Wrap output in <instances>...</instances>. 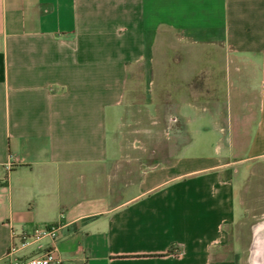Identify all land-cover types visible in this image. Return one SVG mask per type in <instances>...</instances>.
<instances>
[{"label": "crops", "instance_id": "0c3cea01", "mask_svg": "<svg viewBox=\"0 0 264 264\" xmlns=\"http://www.w3.org/2000/svg\"><path fill=\"white\" fill-rule=\"evenodd\" d=\"M154 111L182 139L222 118L223 150L182 140L142 167L127 136ZM254 171L264 0H0V264L48 224L62 264H264V214L247 224L243 205Z\"/></svg>", "mask_w": 264, "mask_h": 264}, {"label": "rangeland", "instance_id": "374dc122", "mask_svg": "<svg viewBox=\"0 0 264 264\" xmlns=\"http://www.w3.org/2000/svg\"><path fill=\"white\" fill-rule=\"evenodd\" d=\"M222 109L224 110V113H227L230 110V105L227 107L223 106ZM232 110H234V107H232ZM183 124V121L174 116V112H165L163 116L157 117L154 111L150 118L146 117L145 123L136 126V129L141 132H131L127 136L129 137L127 139L129 144H135L136 146L141 145L146 149L144 152L134 155L136 162L142 167H145L161 161H169L174 156L175 148L182 144V140H190L193 144L200 143V145L203 146L204 151H209L210 154L213 155L217 154L216 146L223 150L222 147L225 143L223 132L220 133L219 131L217 133L213 131L215 128L218 130L219 128L227 130V123H223L222 118L221 121L218 122L211 121L206 123V127L210 131L209 137L206 138L197 137L194 132H192V130L194 131L195 129V127L192 126L190 127L192 130L189 133V137H183L182 139V133L180 130H182ZM144 128L150 130L147 132L148 134L143 133L141 129ZM246 156V153H242L235 159V162L231 166V172L236 173L238 179L243 178L247 167L254 163L240 161V159L245 158ZM243 200L244 208L247 210V224L258 220V218L264 214V171H261L258 176L255 175L254 171L253 176H251L245 186Z\"/></svg>", "mask_w": 264, "mask_h": 264}, {"label": "built area", "instance_id": "2783aa9c", "mask_svg": "<svg viewBox=\"0 0 264 264\" xmlns=\"http://www.w3.org/2000/svg\"><path fill=\"white\" fill-rule=\"evenodd\" d=\"M61 228L60 224L41 225L31 233L13 235L5 254L7 264H62L56 247L58 232ZM43 239H47L49 242L40 253L29 258L18 257L19 252Z\"/></svg>", "mask_w": 264, "mask_h": 264}]
</instances>
